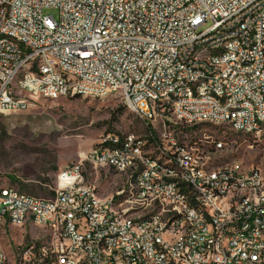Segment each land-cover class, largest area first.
<instances>
[{
  "label": "built area",
  "instance_id": "1",
  "mask_svg": "<svg viewBox=\"0 0 264 264\" xmlns=\"http://www.w3.org/2000/svg\"><path fill=\"white\" fill-rule=\"evenodd\" d=\"M143 2H150V9H143ZM7 3L16 6L15 18H8ZM244 4L243 12H236V5ZM46 8L59 10V18L45 15ZM240 21V29L224 32V25ZM214 28V35L198 38L203 25ZM0 28H14L27 36L32 44L30 53L16 49L15 44L0 40V113H19L32 106L37 98H43L45 91H53L59 97L72 95L74 89H84L91 98L100 95L103 89L116 88L125 92L130 106L138 107L142 119L149 126V136L160 138V146L154 151L163 152L162 132H169L172 147H177L178 173L166 172L162 165L147 162L141 187L132 197H138L137 208L117 211V205L110 201H99L98 185L91 182V189L75 190L78 182L79 165L62 169L57 179L59 190L49 198L40 197L37 202L18 198L16 187L0 186V225L6 226V234H0V264H9L4 256L1 235H7L6 215L19 217L37 215L36 227L40 234L14 243L17 264H40L42 257H50L51 264H70L58 258V250H74L81 245V258L93 254L104 264H114L113 248L124 250L128 264H164L161 255L154 253V246H164L174 261L184 264H257L264 262V196L258 197L254 209H263V218L249 221L250 210H243L244 199L233 198L232 205H224L225 214L211 212L216 223L215 235L200 237L202 225L196 223L195 233L174 236L166 232V225L152 228V221L160 215L175 217V226L182 224L184 215H192L190 207L182 201L173 207V213L141 211L140 203L156 202L155 194H166L167 198L178 197L169 188V178H176L186 186V181L198 182L208 188L224 192L234 180H255L256 166L246 165V172H239L233 165V172L213 175V170L204 171V162H191V155H200V150H217L222 155L226 142L201 136L193 145H185V137L172 136V129L179 128L164 113L162 93H172L185 88V96L176 109L192 117V123L203 119V111H212L233 119V128H255L256 137L264 130V0H134L131 6L120 7V0H0ZM236 34V41H230L229 56L212 59L205 64V57L199 55L200 46H214L221 43V36ZM232 48L242 49L249 68L235 65ZM253 50H262L261 58L253 57ZM56 56V63L40 66V58ZM8 62H16V70H8ZM52 65H63L67 71H74V78L57 79ZM220 65H227V87L222 101L210 100V94L190 86V78L202 73L213 74ZM24 72L22 93H12L11 76ZM148 81H156V90H148ZM36 83H44V90L35 91ZM238 97L259 99V107L237 105ZM252 110H259V117H252ZM148 112H155V121H148ZM217 125H225L218 123ZM140 137L130 134L126 151L101 154L110 162L131 159L132 144H139ZM120 144V138L103 136L96 146ZM87 154V153H86ZM136 168V163H135ZM221 168V165L220 167ZM110 171V169H109ZM128 177V176H127ZM126 181L123 182L125 185ZM196 199L201 202L199 196ZM74 202V210H60V203ZM210 212V209H208ZM48 222L47 230H40V223ZM174 226V227H175ZM225 228H233L228 256H221L220 244ZM114 230H123V237H114ZM59 233L71 235V243L58 241ZM234 237H243V244H234ZM32 241H45V250L36 253V263H29ZM99 245L112 247V255L99 254Z\"/></svg>",
  "mask_w": 264,
  "mask_h": 264
},
{
  "label": "bare ground",
  "instance_id": "2",
  "mask_svg": "<svg viewBox=\"0 0 264 264\" xmlns=\"http://www.w3.org/2000/svg\"><path fill=\"white\" fill-rule=\"evenodd\" d=\"M134 0H120V7L131 6ZM143 9H150V2H143ZM244 4L236 5V12H243ZM16 6L14 3H7V16L8 18H15ZM240 29V21H233V23L224 25V32H234ZM214 35V28L207 27L198 31V38H205L207 36ZM0 40H7L10 44H15L16 49H23V53H30L32 51V44L27 41V36L17 32L14 28H0ZM230 41H236V34H227V36H221V43L212 46H200L199 55L208 56L205 57V64H212V59H222L229 56L230 53ZM232 55L235 56V65L240 68H249V61L246 60V55H242V49L232 48ZM254 58L262 57V50H253ZM50 63H56V56H47V58H40V66H50ZM8 70H16V62H8ZM52 72L57 79L74 78V71H67L63 65H52ZM227 65H220L214 71V79L216 81V88L213 83V74L202 73L200 76H193L190 78V86H195V90H202L204 85V93L210 94V100L222 101L224 93H226L227 87ZM19 77V79H16ZM24 80V72H15L11 76V89L12 93H22V81ZM44 90V83H36L35 91ZM148 90H156V81H148ZM111 94H117L125 100V92L116 88H106L102 90L100 95H95V98H104ZM73 95H80L81 97H90L91 94H85L84 89L72 90ZM185 96V88H178L172 93H162V108L164 113L173 120L176 124L193 126L201 123H225V125L233 128V119L226 118L225 115H217L212 111H203V119L192 123V117L182 112L180 109H176L174 104H180ZM59 97L53 91H45L43 98H56ZM127 108L138 117L143 123L148 126L145 119H142L140 109L138 107L130 106V102H125ZM237 105H248V107H259V99L253 97H238ZM252 117H259V110H252ZM148 121H155V112H148ZM149 127V126H148ZM235 131L242 132L249 135H256L255 128L237 129ZM174 132V131H173ZM172 132V136L173 135ZM264 132V130H263ZM109 138H120V144H108L106 146H94L84 161H88L98 167H109L125 176L127 183L115 193L109 196H102L99 194V201H110V205H117V211H129L132 208H137L138 197H132L133 193L138 192L141 187L144 171L146 170L147 162L155 163V165H162V169L170 173H178V166L176 162L169 161L170 157H177V147H172V139L169 132H162V145L163 152L154 151V146H160V138L152 137V141L145 142L140 140L139 144H132V151L142 152V156H138V153H131V159L127 161L110 162L109 157H96L101 154H114L126 151V144L130 134L118 135L116 133H108ZM175 137V136H174ZM193 140V139H192ZM197 140V139H196ZM197 141H187L185 138V145L196 144ZM224 145H222V149ZM205 152V151H204ZM200 150V155H191V162L201 163V158H207L204 162V171L213 170V175H223V172H233V165L239 172H246V165L241 162H233L226 165L213 166L210 164L211 152L212 154L217 150L208 151L207 155H204ZM84 161L77 162L79 165L78 182L75 183V190L86 191L91 189V183L86 181L84 173ZM136 163V168H135ZM76 165V163L74 164ZM128 176V177H127ZM4 188H11L12 186L0 184ZM169 188L174 190L178 197L167 198L166 194H155L156 202H143L140 203L141 211L156 210V212H164L166 207V213H173V207L181 206L182 201L187 207H190L192 215H184L182 224L175 226V217L170 215H160L158 221H152V228H161V225H166V232H173L174 236H183L186 233L196 232V223L192 219V216L197 218L202 225L200 228V237H209L215 235L216 223L211 214H225L224 205H232L233 198L250 197L244 199L243 210H250L256 207L258 197L264 196V169L256 166V178L255 180H234L232 186H226L224 192L218 190V188H208L207 185H200L198 182L186 181V186L183 183L177 181L176 178H169ZM59 190V186L56 188ZM199 196V200L196 196ZM18 198H27L29 202L39 201V197L27 194L21 190H18ZM210 209V212L209 210ZM60 210H74V202L66 201L60 203ZM257 218H263V209L250 210L249 221H256ZM31 222L34 225H38L37 215H27V217H19V221L14 218V214L6 215L7 226L21 225ZM175 226V227H174ZM5 225H0V231L5 229ZM40 227L48 229V222H41ZM5 231V230H4ZM233 236V228H225V236H222V243L220 244L221 256H228V250L230 249V237ZM114 237H123V230H114ZM58 241H64V243H71V235L67 233H59ZM234 244H243V237H234ZM4 256L9 263V256L5 249ZM39 250H45V241L38 242L32 241L29 253V263H36V253ZM81 245H74V250H58V258H62V262L70 264H104L101 260L94 258L93 254H86L84 258H81ZM154 253L161 255L162 262L164 264H184L180 261H174V254H170L169 250H166L164 246H154ZM99 254L112 255V247L109 245H99ZM13 264H17L18 258H15ZM113 260L114 264H128L127 259L124 258V250L121 248H113ZM10 264V263H9ZM51 264L50 257H42V263ZM257 264H264L259 262Z\"/></svg>",
  "mask_w": 264,
  "mask_h": 264
},
{
  "label": "rangeland",
  "instance_id": "3",
  "mask_svg": "<svg viewBox=\"0 0 264 264\" xmlns=\"http://www.w3.org/2000/svg\"><path fill=\"white\" fill-rule=\"evenodd\" d=\"M44 14L59 18L56 8H46ZM209 25H203L201 30ZM122 100L117 94L104 98L72 95L37 98L24 111L0 113V184L16 187L33 196L49 198L59 186L58 173L67 166L84 161L89 151L108 133L121 136L134 134L142 141L151 142L149 127L136 118ZM172 132L175 137L182 136L192 142L201 140L203 135L226 142L218 158H214L217 152L210 153V164L213 166L241 162L264 169V132L256 137L215 123L180 124ZM212 150L202 151L207 155ZM102 168L104 166L84 161L86 181L97 184L102 196H109L124 186L125 176L113 169ZM30 226L23 229L21 225L7 226L9 232L1 235V241L8 254L14 250V243L40 234L36 227ZM4 230L0 234H6V227ZM40 230L46 229L40 227ZM14 257L18 258V255L9 258L10 264L14 263Z\"/></svg>",
  "mask_w": 264,
  "mask_h": 264
},
{
  "label": "crops",
  "instance_id": "4",
  "mask_svg": "<svg viewBox=\"0 0 264 264\" xmlns=\"http://www.w3.org/2000/svg\"><path fill=\"white\" fill-rule=\"evenodd\" d=\"M102 169H111V168H109V167H104V168H102ZM112 170V169H111ZM1 231H4V229H2ZM7 253V252H6ZM17 254V251L16 250H13L12 251V253L10 254H8L7 253V255L9 256V258H11L13 255H16Z\"/></svg>",
  "mask_w": 264,
  "mask_h": 264
},
{
  "label": "trees",
  "instance_id": "5",
  "mask_svg": "<svg viewBox=\"0 0 264 264\" xmlns=\"http://www.w3.org/2000/svg\"><path fill=\"white\" fill-rule=\"evenodd\" d=\"M73 96L80 97V95H73Z\"/></svg>",
  "mask_w": 264,
  "mask_h": 264
}]
</instances>
